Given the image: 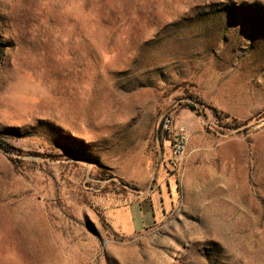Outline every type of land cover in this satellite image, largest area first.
Returning <instances> with one entry per match:
<instances>
[{
    "label": "rangeland",
    "instance_id": "1",
    "mask_svg": "<svg viewBox=\"0 0 264 264\" xmlns=\"http://www.w3.org/2000/svg\"><path fill=\"white\" fill-rule=\"evenodd\" d=\"M0 44V264H264V0H0Z\"/></svg>",
    "mask_w": 264,
    "mask_h": 264
},
{
    "label": "crops",
    "instance_id": "2",
    "mask_svg": "<svg viewBox=\"0 0 264 264\" xmlns=\"http://www.w3.org/2000/svg\"><path fill=\"white\" fill-rule=\"evenodd\" d=\"M134 209H136L137 212L134 211ZM148 214L149 213L140 210L139 206L136 208L131 205L122 212L121 217L124 218L123 223H121V220H118L116 226L124 233H134L137 230L143 229L147 225ZM137 219H139V223L142 227L138 224ZM138 225L140 227H138Z\"/></svg>",
    "mask_w": 264,
    "mask_h": 264
},
{
    "label": "built area",
    "instance_id": "3",
    "mask_svg": "<svg viewBox=\"0 0 264 264\" xmlns=\"http://www.w3.org/2000/svg\"><path fill=\"white\" fill-rule=\"evenodd\" d=\"M186 146V137L185 135H181L179 140L175 143V151H174V158H172V161L174 162L175 160H179V156L182 155L183 150L185 149ZM174 166H176V163H174Z\"/></svg>",
    "mask_w": 264,
    "mask_h": 264
},
{
    "label": "trees",
    "instance_id": "4",
    "mask_svg": "<svg viewBox=\"0 0 264 264\" xmlns=\"http://www.w3.org/2000/svg\"><path fill=\"white\" fill-rule=\"evenodd\" d=\"M4 57V51H3V46L0 44V62L2 61ZM191 109L196 110L195 106H191ZM214 111V114L216 115V117H220V112L218 111L217 108L212 107L211 108ZM11 147V148H8ZM0 148H2L5 151H9L8 149H14L13 146H9V144H5V143H0Z\"/></svg>",
    "mask_w": 264,
    "mask_h": 264
}]
</instances>
